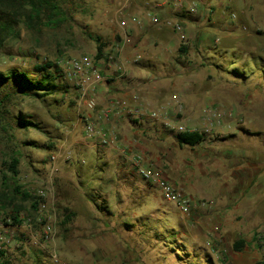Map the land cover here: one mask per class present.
Segmentation results:
<instances>
[{"label": "rangeland", "instance_id": "rangeland-1", "mask_svg": "<svg viewBox=\"0 0 264 264\" xmlns=\"http://www.w3.org/2000/svg\"><path fill=\"white\" fill-rule=\"evenodd\" d=\"M108 1L53 0L52 6L56 8L43 9L41 15L31 19H18L0 50V73L36 74L35 66L47 62L56 64L62 72L60 65L65 59L94 57L95 47L108 42L105 32L118 35L114 27L119 23L108 18L116 12L118 4L110 5ZM219 1L230 0L214 3ZM241 2L232 0L234 7L240 5L243 9L239 14L244 22L232 24L224 20L236 28L238 39L233 41L224 36L225 50L213 53L212 65L205 69L207 75L216 77L209 87L214 92L225 91L224 96L214 98L203 109L191 108L185 95L194 85L187 81L176 92L182 95L184 109L168 111L167 115L172 119L169 126L174 128L182 124L203 132L207 123H214L207 133L208 140L221 143L228 140L223 146L246 158L241 153L244 148L252 150L264 142V0ZM234 68L245 72L246 78L233 75ZM62 85L63 91L43 99L18 94L12 82L0 86V191L14 200L12 207L3 212L4 220L20 206L21 223L31 219L34 231L41 234L52 216L60 259L53 261L28 242L26 230L22 229L8 247H0L10 264H263L256 238L264 232L260 228L250 233L231 231L228 235V229L235 231V227L227 226V218L226 223L220 219L217 205L214 210L184 215L144 180L133 165L129 168L124 165L116 174L112 168L114 161L110 166L100 163V172L95 150L78 156L71 136L78 115L79 86L64 75ZM21 117L38 127L21 126ZM157 140L152 138L151 147L158 152L153 144ZM193 149L174 148L175 164L182 159L193 161L195 153L204 151ZM138 153L144 155L149 166L166 171L164 166L156 165L149 152ZM54 155H58L53 176L56 203L49 213L41 211L40 203L37 210H32L29 201L14 195V189L27 191L40 202L37 191L45 188L44 180L50 175ZM14 158L20 160L18 176L7 170ZM23 240L25 243L21 244ZM239 240H244L245 246L235 251L234 244Z\"/></svg>", "mask_w": 264, "mask_h": 264}, {"label": "crops", "instance_id": "crops-1", "mask_svg": "<svg viewBox=\"0 0 264 264\" xmlns=\"http://www.w3.org/2000/svg\"><path fill=\"white\" fill-rule=\"evenodd\" d=\"M162 1H108L110 5L118 4L115 15L108 18L112 23H119L114 27L119 36L105 32L108 42L104 43L102 58L96 60V46L92 53L94 71L84 77L83 82H75L79 86L77 104L82 85L89 86L88 97L96 102L94 109L85 105L82 110L76 108L78 115L72 124L71 137L77 155L95 150L98 171L100 163L110 166L114 161L112 168L117 174L124 165L132 166L127 150L149 152L156 165L164 166L166 171L155 169L174 185L183 191L190 190L184 192L196 201L216 202L220 219L227 218V226L235 227V231L228 229V235L231 231L233 234L236 231L250 233L258 228L264 231V142L252 150L243 147L241 153L247 157L242 158L223 146L228 140L210 142L207 137L201 145L192 148V151L202 148L203 152L195 153L193 161L182 159L176 165L173 149L188 146L178 144L177 132L169 126L172 119L167 115L173 106L168 101L187 81L194 85L185 95L191 108L203 109L213 103L214 98L224 96L225 91L214 92L209 87L216 82V77H210L211 73L207 75L205 69L212 65L213 53L225 50V37L238 39L236 28L225 24L224 20L244 22L239 14L243 9L240 5L234 7L232 0L217 4L214 0H183L190 6L195 2L200 4L196 11L177 4H161ZM160 4L162 8L157 7ZM155 14L159 16L157 23L153 20ZM233 14L237 19H232ZM123 22L126 26L121 28ZM182 46L185 53L180 51ZM239 73L242 75H233L238 79L246 78L245 72ZM99 77L103 80L96 81ZM159 105V117L153 118L152 112H157ZM108 110H112L109 117L106 116ZM87 120L96 124V134L87 133ZM155 137L158 140L153 144L158 152L151 147ZM103 140L109 142L107 146H101Z\"/></svg>", "mask_w": 264, "mask_h": 264}, {"label": "built area", "instance_id": "built-area-1", "mask_svg": "<svg viewBox=\"0 0 264 264\" xmlns=\"http://www.w3.org/2000/svg\"><path fill=\"white\" fill-rule=\"evenodd\" d=\"M162 3L167 4H177L179 6H184L191 8L192 11H196L199 9L200 4L197 2L192 3L190 5H186L183 0H163ZM158 5L157 7H163V5ZM161 8H158L161 9ZM158 12V11H157ZM158 14V13H157ZM155 14L153 16L154 22H159V16ZM244 14V11L241 12ZM232 19H237V15L233 14ZM126 24L123 22L120 24V27H125ZM178 30L181 29L180 26L177 27ZM94 57L89 55H82L80 57H75L71 59H65L61 62V70L64 77L67 80L75 81V82H83V78L86 77L90 72L94 71ZM103 80L102 77L97 78L96 81ZM85 82V81H84ZM89 86L81 87V94L78 98L77 108L78 110H82L83 106L85 105L89 109H94L96 107V102L94 99L88 97ZM173 106L169 108V112L173 110L177 112H181L184 109V104L182 102V95L176 93L172 96ZM81 112V111H80ZM112 113V110H108L106 112V116L109 117ZM153 118H158V112H152ZM213 119L216 120L215 115H212ZM220 123V122H218ZM168 125V124H167ZM214 123H207L204 127V131L206 134L212 130V126ZM85 128L87 133L90 135H94L97 133L96 124L94 121L87 120L85 121ZM175 132L177 133H184L188 131H198L192 130L187 128L184 125H178L174 128ZM107 140H103L101 146L108 145ZM127 154L130 156V160L132 165L136 168L138 173L146 180L149 184L155 186L159 192L161 193L162 197L175 205L184 215L191 214L194 211L199 210H214L216 207V202L212 200H201L196 201L193 199L189 194L185 193L179 187L174 185L170 180L164 177L163 173L160 170L153 168L152 166L148 165L147 159L144 157L143 154L135 152L133 150H127ZM58 160V155H54L51 157V172L49 177L44 180L45 188H40L37 191V195L40 200V209L44 213H49L50 207L54 208L56 203V191L54 188L53 183V176L56 169V164ZM47 217H45L46 220ZM48 219V218H47ZM56 222L52 216L49 217L47 223L42 228V233L38 234L33 229V224L31 219L25 220L23 223L13 224L10 220H4V214L0 207V247L5 246L8 247L12 242H14L15 236H17V232L19 230H26L25 238H27L28 242L32 243L36 246L39 250L47 253L49 257L55 261L60 262L59 254L56 249ZM258 245L263 253L264 257V232L257 234L256 236ZM25 241H21V244H24ZM264 264V259H263Z\"/></svg>", "mask_w": 264, "mask_h": 264}, {"label": "trees", "instance_id": "trees-1", "mask_svg": "<svg viewBox=\"0 0 264 264\" xmlns=\"http://www.w3.org/2000/svg\"><path fill=\"white\" fill-rule=\"evenodd\" d=\"M53 0H0V50L3 47L6 36L14 31V25L18 23V19L27 18L31 19L34 15H41L43 9L56 8L52 6ZM92 38V36H90ZM100 40V38H98ZM104 44L99 43L97 48L98 52L95 56L96 60H99L103 56ZM182 53H185L186 49L182 46L180 48ZM264 71V70H262ZM36 74H31L26 71H10L8 73H0V86L6 87L8 83L12 82L13 90L18 94L25 96H34L36 98H45L49 95H53L63 91L62 85L63 74L59 71L56 64L47 62L42 65L35 66ZM232 73L239 75V71L235 68ZM21 119V126L28 127L34 126L31 121ZM36 127H38L36 125ZM177 142L180 146L196 147L201 145L207 140V134L202 131H188L184 133H176ZM20 160L14 158L13 161L8 164L7 170L14 176L19 175L18 166ZM14 195L21 197L24 201H29L32 210H37L39 201L30 195L27 191H20V188L14 189ZM14 200L9 199L7 193L0 191V207L5 213L9 207H12ZM22 207L16 206L17 210H13V213L7 215L14 223H21L19 219V213ZM5 219L7 221L8 219ZM70 219V218H69ZM68 219V220H69ZM245 246L244 240H239L234 244L235 251H240ZM3 249V248H2ZM0 250V264H10L6 259L5 252Z\"/></svg>", "mask_w": 264, "mask_h": 264}]
</instances>
